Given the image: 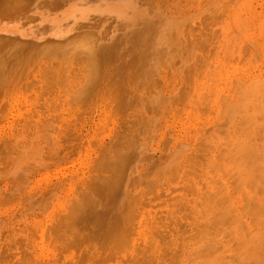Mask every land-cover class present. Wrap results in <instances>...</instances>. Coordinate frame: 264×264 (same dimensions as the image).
Wrapping results in <instances>:
<instances>
[{
	"label": "rangeland",
	"instance_id": "1",
	"mask_svg": "<svg viewBox=\"0 0 264 264\" xmlns=\"http://www.w3.org/2000/svg\"><path fill=\"white\" fill-rule=\"evenodd\" d=\"M149 2L162 19H167L168 23L174 27L185 28L188 35H185L187 33H184L183 29H175L178 32L182 31L179 34L176 32L177 37L182 34L188 38L190 35L191 39L197 34L196 39L202 40L203 37L206 39L204 40L206 50L202 49L204 44H199L204 43L201 40L199 43L194 40L192 44V38L190 43L192 45L197 43L194 48L189 43L191 50L194 49L198 58L200 54L205 53L206 55L205 57H203L204 54L200 56L202 59L199 61L195 59L199 62L198 65L193 63L195 52L190 54L192 63L190 68L195 66L194 69L199 71L201 68L202 71L200 76L199 72L196 77L194 75L196 70L188 69L190 71L187 75L190 73L188 76L191 83L189 82L187 88L181 85L183 88L181 95L186 91L184 88L189 90L186 97H182V102L175 101L177 100L175 94L179 92L180 86L178 85L181 84L183 73L175 70H168L167 73L166 70L167 75L165 76L160 67L154 78L151 77L150 80L142 82V87L133 92L129 88L134 84L131 83L128 87L129 82L126 79V76L127 78L132 76L131 71L125 74L124 82L122 80L121 84L115 75H106L107 71H100L98 77L92 81L90 73L93 64L89 56L85 54L86 52L85 55L80 56L76 54L73 56L69 53L59 57V53L58 55L52 53L50 55H55V57H51L44 55L43 52L42 55L45 57L37 58L34 53L31 56L28 55L29 57L24 62L20 61L21 63L19 62L20 64L18 63L10 72L9 70L4 71L3 73L7 76L1 70L0 74L3 75L0 76L2 77L0 78L2 79L0 82V264H185V262H190L187 250L191 241L187 238L191 234L189 228L197 226L196 221H201L199 218L196 220V217L201 216L196 211L199 206V202L196 205L197 195L203 192L204 188L206 189L207 182H211L217 176L229 177L234 164L237 167L236 163L243 159L250 161L244 163L248 171L244 170L246 173L241 171L243 166L240 168L239 165L237 170L239 168L241 172L237 173L240 175L242 173L244 178L251 181L253 177L250 179L249 176H245L252 175L251 172L254 169L251 170V166H255L256 171H254L259 173L254 175L258 183L256 187L253 184L255 182H249L253 186L249 183L245 186L243 182L246 179L241 180V178L239 179L241 184L237 185L229 184L230 178L227 181L219 178L223 182L217 179L213 182L215 184L225 183L223 194L229 197L220 198L225 202L219 200L227 218L244 227L248 226L247 224L252 225L260 231L256 247L254 245L250 250L246 249L247 254L243 252L244 247L240 249L244 248L242 252L246 254V258L251 257L252 261L264 264V212L262 211L264 197L262 198V193H258L262 187L264 189V184H262L264 181H259L264 173V0H149ZM198 35L200 37H197ZM187 38L184 51L186 46L189 50L188 41L190 39L187 40ZM183 39H180L181 44L185 43ZM207 48L209 54L203 52L207 51ZM118 83L121 88L117 87ZM86 88H90L91 90H88L91 92L86 94ZM123 88L124 91H122ZM251 94L260 100V102L257 101L260 105L256 102L257 99L254 101L258 105L257 107L254 105V115H252L253 110H250L253 109L252 102L250 105L246 102L247 98L250 102ZM246 103L250 109L249 106L245 108ZM243 107L244 110H250L252 113L247 114L249 111H244L247 115L242 113V116L245 115L248 120L241 115L236 116V113L243 112ZM258 108H260L259 112H263L262 116H258L260 113L256 116ZM232 116L239 120L237 121ZM240 119L244 122L241 123ZM249 120L252 123H248ZM229 121L241 124L230 127L232 125L228 124ZM226 124L230 125L231 129L227 128ZM243 127L252 129V131L255 128L257 138L252 132L246 135L248 132H245L246 129ZM256 127H259L258 131H255ZM219 128L221 129L217 130ZM230 130L234 132L238 130L237 133L243 130L245 133L233 136L234 139L237 136L242 138L240 139L242 149L243 142L247 145V148L244 146V151L238 153L242 157V152H244V158L242 157L241 161L237 158L238 155L235 156L238 150L236 148H239L241 143L238 138L235 139L236 141L229 139L231 132L233 134ZM127 135L130 137L126 138H132L134 143L139 140L140 146L144 143V148L141 146L144 153L153 155L154 158L161 155L166 148L172 149L176 152L173 154L177 155L172 164L160 167L162 172L155 174L147 171L146 175L137 177L138 185L144 181V178H149V180L156 178L154 182L157 183L149 186V193H145L144 198H135L136 216L134 217L136 218L130 223L132 226L129 225L127 228L129 233L127 232L126 235L128 236L125 235L120 240H117L118 237L113 238L115 241L106 240L97 233L94 236V231H98L96 226L80 218L76 211L85 202L84 196L81 198V195L86 194L90 176L100 174L103 177L105 173L108 174V171L101 170L104 158L107 155L111 156V153L109 155L106 151L116 150V146L112 144L120 139L122 144L123 136ZM211 135L213 137H210ZM239 135L246 136L243 138L244 136L239 137ZM252 135L254 137L251 140L249 138L248 142V136ZM221 136L224 137L221 138ZM226 138L233 145V150L236 149L235 152L231 151L232 146L229 147L228 141H224L228 146L223 147L222 140ZM208 140H210L209 144L217 145L215 147L221 145L216 144L215 141L221 140L223 142L221 150L231 151L234 154L232 157L231 152L228 153L231 155L228 159L230 162H226V158L224 160V156L228 158L224 151L218 150V152L217 148L212 147L213 144L211 146L213 150L210 146L208 147ZM120 146L117 147L121 149ZM136 148L140 149V147ZM136 148L129 151L128 156L132 158V163L137 160V164L141 156L140 153L139 156L135 155ZM212 151L222 157H218ZM245 151L251 154L250 158L246 156L248 153ZM255 152L258 154L256 155ZM186 155L187 158H185ZM212 155H216L217 158ZM213 158L220 160L219 162H214V160L215 165L226 162L222 167L219 165L222 171L218 169L219 175L217 176L216 170H212V166L215 165H210ZM233 159L237 160L234 164ZM246 162L249 164L247 165ZM229 166L231 168L229 171V168L223 170ZM235 170L236 168L234 172L237 171ZM222 173L224 174L221 175ZM207 177H210L209 180ZM222 184L218 187L224 188ZM242 187L245 189L244 192L247 191L244 193L247 195H245L246 198L248 197L246 200L244 197H239V194L242 195L240 192ZM261 190L259 192H262ZM257 194H259L258 197ZM201 199L199 201L202 203ZM140 201L143 204H139ZM140 206L142 210L138 211L141 209ZM190 206L192 208L195 206V210ZM184 207H188V211L197 212L190 211L195 214L193 216L190 213L191 218L195 217L196 221L192 226L187 225L190 226L189 231L185 229L189 233L186 237L188 240L184 241L186 244L181 242L184 237H179V234L183 233L182 230L185 231L184 228L180 230V226L191 222L188 221L191 220L190 217L186 218L189 215L184 216L187 214ZM183 217L184 221H182ZM251 217L252 219H249ZM186 221L188 223H184ZM172 226L175 227L171 228ZM132 227L135 230L131 231ZM179 230L180 233L177 232ZM75 232L78 233L74 241L77 246L74 242L68 244L66 239L70 240L71 236L77 235H74ZM176 237L180 238V243ZM181 243H183L182 248L184 244L187 245L185 249H180L182 253L179 250ZM117 244L119 248L116 247ZM172 249L179 252L180 255L177 254V258L174 256L175 252L172 255L176 259L180 257L179 261L171 257ZM183 250L186 251L183 252ZM165 252L170 253L166 255ZM164 255L171 257L172 261L165 259ZM170 261L172 263H169ZM241 264L248 263L241 260Z\"/></svg>",
	"mask_w": 264,
	"mask_h": 264
},
{
	"label": "bare ground",
	"instance_id": "2",
	"mask_svg": "<svg viewBox=\"0 0 264 264\" xmlns=\"http://www.w3.org/2000/svg\"><path fill=\"white\" fill-rule=\"evenodd\" d=\"M150 4H152V3L149 2V0H0V72H1V70H2V73L4 71H8V70L10 72L11 70H13L14 67H16V65L20 61L24 62V60L26 58H28L29 56H31L34 53L36 54L35 58H37L39 56L45 57L44 55H46V54L50 55L52 53H54L56 55H58L57 53H59L60 55H58V57L61 55L66 56L69 53H71V55L73 54V56L75 54L79 55V56L81 54H83V55L86 54L87 57L89 56L90 61L93 64V67H92V70L90 73L91 74L90 78L92 79V81H94L93 79H96L98 77V74L100 73V71H102V72L107 71V73H105L106 75H108V74L115 75L117 77V79L120 81L119 83L121 84V81L123 80V78H125V74H128L131 71L132 76L128 77V78L126 76V79H127V82H129V83H127L128 87L130 86L131 83L134 84V86L132 85L131 88H129L130 91H133V92L136 89H139L142 87L141 86L142 82L150 80L151 77L154 78V75L158 72V69L160 67H162V70H163L165 76L167 75L168 70H171V71L175 70L177 72H181V74L183 73L184 77L183 76L181 77L182 78V80H180L181 84L178 85V86H180V88L178 87L180 90L178 89V91H179V92L177 91L178 94L177 93L175 94V99H177L175 101H179V100L181 101L184 98V96L188 94L187 92L189 90L186 89L187 88L186 86H188L191 83V81L189 80V76H188V75H190V73L187 75V72L190 70L192 71V68H193V70H196V69H194V68H196L195 66L190 68V65H192L190 54H192V52H195L194 49L191 50L190 44L191 43L193 44L194 40H197L196 42L199 43L201 41L204 42V40L206 41V39H205V37H203L204 39H202V40L199 38L201 40L200 41V40L196 39V37H195L197 34L193 35V33H192V35L195 37V39H194V37H191V39H190L189 38L190 35L187 38L185 35H188V33L185 32V28L174 27L171 23H168L167 19H162L160 17V15H158L157 12L155 11V8L151 7ZM29 6L32 7V9ZM215 14H217V13H215ZM175 29H183L182 31L184 33H187L185 35H182V34L178 35V37L180 39H183V36H184L183 42L186 41L185 40L186 38H187V40L190 39V41H188L189 50H187V46H186V50L184 51V49H185L184 44H187V42L181 44L182 41L180 39H178L177 34H179V32H182V31L178 32ZM176 32H178V33L176 34ZM201 34L203 35V32ZM197 37H200V35H198ZM192 38H193V41H192ZM195 43H194V45L196 46L197 43L196 44ZM192 44H191V46H193V48H194L195 46ZM199 44L200 45L204 44L203 48H202V46H201V48L202 49L205 48V44H206L205 42L199 43ZM209 46H208V48H209ZM198 47L200 48V46H198ZM198 47H196V48L199 49ZM211 47H210V49H212ZM208 48H207V51H205L206 50V48H205V50L203 52H207V54H209ZM190 50H191V52H189ZM199 51H200V49H199ZM199 51H197V53H200ZM39 52H40V54L38 55ZM43 52H44V55H42ZM201 52H202V50H201ZM203 54H204L203 57H205L206 54L205 53H203ZM202 55L200 54L201 57H202ZM50 56L55 57V55H53V56L50 55ZM194 56L196 58L194 57L193 63H197L199 65V62H196L195 59L197 61H199V59L201 60L202 58L199 55H198L199 56V58H198L196 52L194 53ZM192 59H193V57H192ZM206 63H208V62H206ZM97 66L100 69H98ZM167 68H169V69H167ZM189 68H190V70H188ZM166 70H167V73H166ZM201 71L202 70L200 68L199 71L196 70V72L195 71H193V72H195L196 74H194V75L196 77H198L197 75L200 72L199 73V76H200ZM9 72H7V73H9ZM2 73L0 74V76L3 74L4 75L6 74V73H3V74ZM93 74H94V76H93ZM184 74H186V75H184ZM106 75H104V76H106ZM6 76H7V74H6ZM0 78H2V77H0ZM117 79H115L116 82H117ZM1 81H2V79L0 80V82ZM103 81H105V80L103 79ZM123 82H124V80H123ZM94 83H90V84H94ZM119 83H118L117 87L120 86V88H121V85H119ZM86 84L89 85V83H86ZM96 84H97V82H96ZM182 84L184 85V87H186V88H184L186 91L184 92L183 95H181L182 91H183V88H181ZM87 85H85V86L88 87ZM88 89H90V88H88ZM88 89H87V91L84 90V92L86 91L85 92L86 94L88 92H91ZM122 91H124V88ZM84 92H83V94H84ZM180 92H181V94H180ZM248 95H249V93H248ZM250 98H251V100L249 99L250 102L248 101V98L246 99V102H248L249 105L251 102L254 103V104L251 103V107L253 106V109L252 108L250 109L249 105H248L249 107L247 106L248 103H246L245 108L248 107L250 110H253V114L251 113L250 110H244V107H243V109H242L243 112L240 111L241 114L236 113V116H238V115L242 116L243 114H245L244 111H249V113H247V114L254 115V105H255V107L260 105V103H259L260 100L257 99L256 97L252 96V94H251ZM252 98L254 100H252ZM255 99H257L256 102L259 100V102H257L258 105L256 102H254ZM259 109L260 108L257 109L256 116L258 113H260V114H258V116L263 115L262 114L263 112H261V111L259 112ZM247 114H245V115H247ZM245 115L242 117L246 119L247 117H245ZM233 118L237 119V117H235V116ZM256 119L257 118H255V120ZM238 120H239V118L237 119V121ZM246 120H248V119H246ZM252 120H254V119H252ZM255 120H254V122H255ZM256 121H258V119ZM240 122L242 123L244 121H241V119H240ZM249 122H251V121L249 120L248 123ZM232 123L233 122L230 123V121L228 122V124L232 125V126L229 125L230 127H234L233 125H235V124H237V126L239 124H241V123H233V124ZM228 124H226V127L228 126ZM260 124L261 123H259V125ZM243 125H245V124H243ZM229 126L227 128L231 129ZM235 127H236V125H235ZM243 128H241V129H243ZM220 129L221 128H219L217 130H220ZM244 129H246V127ZM254 129H253V131H252V129L251 130L246 129L247 131L246 130H244V131L248 132L246 135H250L252 133L255 134ZM258 129H259V127L258 128L256 127L255 131H258ZM261 129L259 131H261ZM225 130H226V128H225ZM231 131H233V134ZM235 131L236 132H234V130H230L232 135L230 134L231 137L229 135V139L232 138L233 141L235 139L237 140V138H238V136H237L234 139L235 135L244 133L243 130L240 131V133H237L238 130H235ZM222 132H223V130H222ZM217 133H218V131H217ZM234 133H236V134H234ZM211 134H215V132H211ZM131 135H133V134H131ZM217 135L216 136L214 135V137H217ZM208 136H209V133H208ZM240 136L243 137L244 135H239V137ZM245 136L243 138H245ZM255 136H256L255 138H257L256 134H255ZM123 137H124V139L122 138V140H123V143H124V141H126L125 144H123V143L121 144V141H120L121 139L119 140V138L117 139V140H119L118 142L116 141L114 144H112V145L116 146V150L114 149L112 152L117 151V149H119L117 146H120V145H122V146H120L121 149H119V151H117L113 154L111 152L112 149L106 151L107 154L109 153V155L111 153V156L108 157V155L105 153L107 156L104 158V160H103L104 162L103 163L101 162L103 164V165H101V167H102L101 170L103 169L104 171H108V174L105 173V176H103V177H101L100 174H95L94 176L93 175L90 176L89 181H88V187H87L86 194L81 195V198L84 196L85 202L83 205L79 206V210L76 211V209H75L76 214L80 218L84 219L85 221L87 220L88 221L87 223L91 222L93 224V226L94 225L96 226L98 231H96V232L94 231L93 235L95 233H97L102 237V239L105 238L106 240H114L116 237H118L117 240H120V238L125 237V235L128 232L127 228H129V225L132 226V224H130V223L133 222L134 218H136V217H134V216H136L135 215L136 210H134L135 209L134 207L136 204V203L134 204V202H136L135 198H144L143 195L145 193L146 194L149 193V191H148L149 186L151 184L154 185L157 183V182H154L156 180V178L150 179V180H149V178H144V181L138 185V180H137L138 178L137 177L139 175H142V176L146 175L147 171H152L155 174L162 172L160 170V167L162 165L166 166V164L168 166L169 163L172 164L174 162L176 155H177V154H173L175 151H172V149L166 148V150L164 152L163 151L161 152L162 153L161 155H158L157 158H154L153 155H147V153H144V149H143L144 143L141 144V146H143V148H141V146L138 142L139 140L134 143L132 138H129V139L126 138V137H130V135L129 136L128 135L123 136ZM210 137H213V136L211 135ZM222 137H224V136H221V138ZM252 137H254V136L253 135L250 137L248 136V139L246 137L247 141L249 140V138L251 140ZM240 139L242 140L241 137L238 138L239 141H240ZM134 140H136V139H134ZM217 140L215 141V143L216 144L220 143L221 144L220 146L218 145V147H215L217 145H215L214 143L209 144L210 140H208L207 141L209 144L208 147L210 146V148H211V146L213 144L212 147H215L214 149L217 148L216 149L217 151L219 150V151L223 152L224 150L223 149L221 150V148L225 147L224 145H227V144H225L224 141H228L227 143H229V140H228V138H226V140L223 139L222 141L224 143L221 142V140H219L217 142ZM222 143H223V147H221ZM236 143H238V142H236ZM236 143H233V144H235V146L237 145V147H238L239 143L238 144H236ZM240 143H241V141H240ZM243 144H244L243 149L241 148L242 147V143H241V146H239V148L241 150L239 148H236L238 150L235 153V156L238 155L237 158H239L240 161H241L242 157L244 158V152H242L243 153L242 157L238 153H241V151H244V149L247 148L246 147L247 145L244 142H243ZM253 144H254V142H253ZM114 146H113V148H115ZM231 146H232V148H231ZM244 146H245V148H244ZM136 147H140V149H137ZM229 147L232 149L231 150L229 148V150H231L233 152L236 151V149H235V151L233 150V145L230 144ZM252 147H253V145H252ZM134 148H136L135 149V155L141 156L139 158L140 160L138 159L139 161L137 164H136L137 160H136V162L132 163L131 162L132 158H130L128 156L129 151H131ZM211 149L213 150V148H211ZM239 150H240V152H239ZM231 151H229V152L224 151V154L228 155V158L226 156L223 157L224 160H225V158L227 159L226 162L228 161L229 156H231V155H229ZM212 152L214 154H216L214 151H212ZM222 152H220V153H222ZM233 152H231L232 157H234ZM245 152L248 153V151H245ZM246 153H245V155H246ZM224 154L222 153V155H224ZM257 154L258 153H256V155ZM216 155L215 156L212 155V156H214L216 158H217V156L218 157L220 156V158L222 157L219 154L217 156ZM46 156H48V155H46ZM246 156L248 158H250L251 154L248 153V155H246ZM232 157H231V160H232ZM247 157H246V159H247ZM185 158H187V155ZM237 158H234V159H237ZM234 159H233V164L237 161V160L234 161ZM214 160H215V158H213V160L210 161V165H215L214 162L220 161V160H215V161ZM245 161H247V160L243 159L241 162L236 163L237 167H239V165H240V168H242V166H243L241 171L242 170L248 171V169H246L248 167L246 166V164H244ZM226 162L223 164H222V162H220V164L219 163H217V164L221 165V167H222L226 164ZM228 162H230V161H228ZM247 162H250L249 159ZM211 163H213V164H211ZM240 163H242V164H240ZM146 164H148V166H146ZM233 164H230V165H233ZM248 164L249 163H247V165ZM219 165H215V166L218 167ZM215 166H212V170H214V171L216 170L215 172H217L218 169H221L220 166H219L220 168L216 167V169H214ZM234 166H235V164H234ZM234 166L232 168H234V169L236 168V170H237V167L236 166L234 167ZM251 167H252V169H251ZM251 167H250L251 170H253V169L255 170V168H254L255 166L253 167V165H252ZM227 169L229 171L231 169L230 166L227 167L226 169L223 168V170H227ZM234 169H232L233 171H231L230 174L228 175L229 177H226L225 175L220 177L219 173L217 172L218 174H216V176L219 175V177L217 176V178H215L214 180L216 181V179H217V181H220V179H221V180L227 181L230 178V180H232V182H230V180H229L228 181L229 184H231V185H233L232 183H234L235 185L241 184V180H245L246 178L243 177L242 173H241V175L237 173V172H241L239 170V168L237 171L235 170L236 172H234ZM250 169H249V172H250ZM254 170L251 172L252 175L251 174L246 175V176L244 175L245 177L249 176L250 179L252 177L254 179V181H253V179L251 181H249V180H247L248 179L247 178L245 180V181H247L246 184H245V181L244 182L242 181L245 186L249 185V184L251 186V184L253 182H255V183H253V184H255V187L258 185V183H256L257 178H256V176L254 177V175L255 174L258 175L259 173H256L255 172L256 170L255 171ZM221 171H222V169H221ZM249 172L247 174H249ZM223 174L224 173H222L221 175H223ZM237 175H239L241 177H239ZM262 176H263L262 178H264V173L262 174ZM209 178L207 177L208 180H209ZM240 178H241V180L239 181ZM262 178H261V180H259L260 182L264 181V179H262ZM214 180H212L211 182L206 181L207 182L206 183V189L204 188V191L203 192L200 191L201 193H199V195H197L198 201H197L196 205L199 202V206L197 208L195 206H193V207L196 208V211L198 213L190 210L193 213H197L198 215H201V216L196 217L197 218L196 220H198V218L201 220L200 222L196 221L195 217L193 218V216H195V214L188 211V209H187L188 207L187 208L184 207L187 209V210L184 209L185 211H187V214H186V212H184L186 214L184 216L186 217L187 215H189L186 218L188 219L190 217L189 219H191V220H188V221H191V222H189V224H185V226L183 224L182 225L183 227L180 226L179 229L180 230H181V228L182 229L184 228V230L188 229L190 226L188 227L187 225L191 224V226H192L195 224V221L197 224V226L194 225L195 227L194 226L191 227V228L194 227L193 228L194 230L191 228H189L190 231H189V229L187 230V231L191 232V234L193 233V231H195L193 233V236H191V234L187 233L186 230L185 231L182 230V232L184 233V236H183V233L179 234L181 232L180 230L177 231V232H179V233H177V235L179 234L180 238H181V236H182V238L183 237L185 238V239L183 238L184 240L181 239V242L183 241V243H185L184 241H186L188 239L191 240L188 244V247H187L188 255H189L188 259L191 260L190 261L191 263L185 262V264H188V263H190V264H241V260L245 261L248 264H260L255 260L252 261L250 259L251 257L246 258L247 253L245 252L247 250H250V248H252L254 245L256 247V245L258 244L257 243L258 242V234H259L258 232H260V231H258V229H256L255 227L253 228L252 225L247 224L248 226L244 227V226H242V224L235 223V221H233L232 219L227 218V216L224 214L223 208L220 206V200H221L220 198H228L229 197V196H225V194H223L224 193L223 189H225V187H224L225 183H223V184L220 183L223 181L218 182L219 184H222L224 188H222L220 186L218 187L219 184H217V183L215 184L213 182ZM249 182H252V183H249ZM253 184H252V186H253ZM262 184H264V182ZM203 186L204 185L202 184V187ZM261 189L260 190L262 192H259L260 191L259 190L258 193H262L261 196L263 198L264 197L263 196V193H264L263 190L264 189H263V187ZM240 190H242V191H240L242 193V195L239 194V197L240 198L244 197L246 200L248 197L246 198L247 195L244 193H246L247 191L244 192L245 189L243 187ZM246 190H249V189H246ZM228 191H230V189ZM258 195L259 194H257V197H258ZM253 196L256 197L255 195H253ZM261 196H259V198H261ZM147 198H149L148 195H147ZM150 198H151V195H150ZM200 198H202L201 199L202 203L199 201ZM250 199H252V198H250ZM222 202H225V201H222ZM261 202H259V203H261ZM140 203H141V201L139 202V204ZM141 204H143V203H141ZM251 204H252V202H251ZM224 206H227V205H224ZM190 207L192 208V206H190ZM140 208H141V206H140ZM194 208H192V209H194ZM141 210H142V208L138 211H141ZM73 211H74V207H73ZM262 211L264 212V206H263ZM190 213L193 214L192 218H191ZM248 213H249V211L247 210V214ZM246 216H248V215H246ZM249 216H251V215H249ZM75 217L77 219H79L77 216H75ZM249 219H252V217ZM84 220H82V221H84ZM184 220H185V218L182 221H184ZM193 220H194V222H193ZM134 221H135V219H134ZM236 221H237V219H236ZM249 221H251V220H249ZM184 223H188V222L186 221ZM174 224H177V223H174ZM257 224H259V223H257ZM135 225H136V222H135ZM186 226H187V228H186ZM133 227H132L131 231L135 230V229H133ZM173 227H175V226H172L171 228H173ZM176 227L178 228V226H176ZM96 228H95V230H97ZM75 234H77V235H75ZM74 235L75 236H71V238H70L71 241L68 238H66L68 240V244L71 242L73 243L75 241V237L78 236V233L75 232ZM187 235L189 237H187ZM126 236H128V235H126ZM190 236L192 237L191 239H190ZM186 237L188 239H186ZM176 238L178 239V241L180 240V238H178V237H176ZM60 239H61V237H60ZM63 239L65 240V238H63ZM78 239H79V237L77 238V240ZM67 240H66V242H67ZM61 241H63V240H61ZM114 241H111V243H113ZM179 243H180V241H179ZM183 243H181L180 247L182 246ZM114 244H116V243L114 242ZM185 244L183 245L184 249H185V246H187ZM242 244H244L245 246L244 245L242 246ZM76 246H77V244H76ZM116 247L119 248L118 244L116 245ZM180 247H179V250L180 249L182 250L183 248L182 247L180 248ZM241 247L245 248V249L244 248H242V249H244L243 252L246 254H244L242 252V249H240ZM248 247H249V249H248ZM260 247H261V244H260ZM112 248H114V247H112ZM117 248H114V249H117ZM173 248L176 250L175 247H173ZM174 249H172V251H171L172 252L171 257L173 255V253L175 252L174 256L177 258V254H178V256L180 255L178 252L179 250H178V248H177L178 251H175ZM257 249L259 250L258 247H257ZM181 250H180V252H181ZM185 251L183 250V252H185ZM169 253L166 254V252H165L166 255H168ZM166 255H164V256H166ZM164 256H162V257L164 258ZM166 257H165V259H168L171 261H172V258L176 259L175 257H172V258L171 257L168 258V256H166ZM178 259H176V260H178ZM261 260H263V258H261ZM15 261H16V259H15ZM171 261L169 263H172ZM175 262H177V261H175Z\"/></svg>",
	"mask_w": 264,
	"mask_h": 264
}]
</instances>
